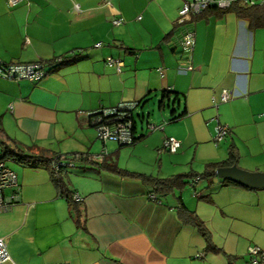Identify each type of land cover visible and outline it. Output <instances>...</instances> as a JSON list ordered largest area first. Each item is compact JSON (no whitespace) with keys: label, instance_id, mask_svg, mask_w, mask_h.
I'll list each match as a JSON object with an SVG mask.
<instances>
[{"label":"crops","instance_id":"1","mask_svg":"<svg viewBox=\"0 0 264 264\" xmlns=\"http://www.w3.org/2000/svg\"><path fill=\"white\" fill-rule=\"evenodd\" d=\"M240 5L210 7L187 25L196 33L189 59L177 24L182 0H27L14 8L0 0V58L51 64L36 82L0 77V143L89 157L62 172L69 194L84 197L79 204L61 194L47 164L7 161L19 190L0 210L11 257L2 264H250L249 247L264 248V190L216 174L193 184L187 174L226 160L232 145L237 166L264 172V26H252ZM60 56L70 62L52 65ZM109 56L123 61L121 72L105 63ZM166 90L177 94L178 113L186 111L178 125L167 128L165 114L164 130L137 121L141 139L120 145L101 141L90 124L89 113L122 102L145 101L144 112ZM224 90L240 96L217 107ZM219 122L231 131L216 145ZM166 136L181 140L177 153L159 152ZM182 174L187 182L150 197L153 179Z\"/></svg>","mask_w":264,"mask_h":264},{"label":"built area","instance_id":"2","mask_svg":"<svg viewBox=\"0 0 264 264\" xmlns=\"http://www.w3.org/2000/svg\"><path fill=\"white\" fill-rule=\"evenodd\" d=\"M27 0H6L7 5L10 8H14L22 2ZM111 4L110 1L107 2ZM240 3L244 6H258L264 5V0H182V6L179 10V17L177 20L178 25L185 26L187 23L192 22L196 17L202 15L210 7H216L219 10L226 11L231 9L234 4ZM75 10L80 11V5H74ZM142 19V17H138ZM125 22L124 18H116L113 20V24L119 26ZM187 26V25H186ZM187 28V27H186ZM181 45L186 52L187 57L190 59L193 57L195 49L196 33L193 29H185L182 32ZM101 44H97V47ZM63 62V57H58L52 65H59ZM105 63L108 66L116 67L118 72L122 71L123 61L121 59L109 56L106 58ZM49 65L47 61H38L33 63H9L0 58V77L13 81L29 80L36 82L42 80L49 73ZM188 71H192L193 68L190 65L187 67ZM162 73V67L159 68ZM236 92H230L224 90L220 95V102H228L230 99L236 96ZM214 104L218 107V100L214 97ZM137 102H122L116 106L109 108H101L98 111L89 113V117H93L91 124L97 130L98 137L104 143L108 141H114L120 145H133L135 136L133 135L132 119L129 115L130 111L136 109ZM149 131L164 130L165 125L148 124ZM216 132L214 134V141L219 144L229 134V127L221 124L220 122L216 126ZM182 147L181 140L173 136H166L159 152H168L175 154ZM107 153V149H104L97 158L104 159V155ZM88 159V156L81 154H71L69 156L63 155L58 160H55L52 164L53 168L59 170L60 166L64 165L68 168L75 167V164L82 159ZM8 160H15L12 157H6L0 159V210H5L17 199L16 192L19 190V180L17 173L7 165ZM198 181V178L195 179ZM12 189L15 191L11 196L5 195V190ZM153 200H156V196L152 194L150 196ZM72 201L76 203H82L84 197L79 193L72 195ZM248 253L251 256L250 264H264V248L259 246H251L248 249ZM10 253L8 251L7 243L3 237L0 236V264L10 260Z\"/></svg>","mask_w":264,"mask_h":264},{"label":"trees","instance_id":"3","mask_svg":"<svg viewBox=\"0 0 264 264\" xmlns=\"http://www.w3.org/2000/svg\"><path fill=\"white\" fill-rule=\"evenodd\" d=\"M237 4H234L231 9L236 7ZM229 10L230 9H228L226 11H229ZM237 12L241 16H243L245 18H248L249 21L251 22L252 26H264V5L263 6H259V5L258 6H244V5L241 4L240 6L237 7ZM200 16H202V15H200ZM200 16H198V17H200ZM198 17H196V18H198ZM189 23H187L186 25H188ZM186 25L184 26L185 28H183L184 30L190 28V27H188ZM190 29H192V28H190ZM183 53L185 55H187L184 50H183ZM60 57H63V62L61 64H65L67 62H70V61H68L69 59L67 57H65V56H60ZM61 64H59V65H61ZM172 92L173 91H171V90H166L163 93L162 98L158 101V107L161 110H165V109H169L170 110V115H171L170 122L178 121L179 119L183 118L186 115V111L178 113V109H177L175 104L178 102L179 98L177 97V94H176V97L174 99H171ZM230 92H232V91H230ZM239 96H240V94L237 93L234 98H237ZM234 98H232V99H234ZM232 99H230V100H232ZM144 102L145 101H137L136 109H133L129 113V115H130V117L132 119L133 135L135 136L134 144L139 139H141V137H142L141 135L137 134V121L140 118H148V124H152V123L149 122V116H150L151 112H149L148 114L145 115V113L141 112V110H140V109L143 108L142 106L144 105ZM220 103H227V102H220V100H218V105ZM136 111L139 113V115L135 114ZM92 118L93 117H89L90 124H91ZM230 131H231V129H230ZM230 131H229V133H230ZM227 136H226V138H227ZM29 150H32V148H29ZM29 150H27V151H29ZM77 154H81V155L84 156V154H82V153H77ZM63 155L64 154L49 155V151H43V150H39V152H37V153H35V152L27 153V152H24L23 149L19 150L18 146L16 148L12 147L10 145V143H7L6 141H3V142L0 143V159H4V158L9 156V157H13V158L17 159L18 161H21V162H24V163H27V164H30V165H34V166L37 163H39V162L43 163V164H47L49 166V168H51L53 180L55 181L56 185L59 187V190L61 191V194L64 195L71 202L72 201V195L75 192H73L72 194H69V192H68V190L66 188V184H65V182L63 180V176H62L63 170L64 169H69V168L64 166V165H62V166H60L59 170H56L52 166L53 162L55 160H58L59 158H61V156H63ZM66 156H69V154L66 155ZM85 159L86 158H84V159L80 160L79 162H77L75 164V167H77V165L80 162L85 161ZM239 159H240L239 150H238V148L236 146L232 145L231 148H230V151H229V156H228V158L226 160H223V161H220V162L209 163L207 165V167L205 168V171L203 173H197V172H193V171L190 174L187 173L189 175L188 177H191V179H192L190 181V183L193 182V184H195V182H196L195 179H197V178H198V180H200V179H203V178H209V177L215 176L216 170L218 168L237 165V162L239 161ZM75 167H73V168H75ZM114 171L119 172V169L115 168ZM187 174L173 176V177H171L169 179H157V178L153 179L155 181V185H156L155 193H153L156 196V200H158L159 195H161V194L164 195L167 192L173 191V187L178 183V181H180L178 184H184L185 182H187V181L182 180V179L185 178V176ZM224 182L242 186L240 184L234 183V182H232L230 180H227V179H225ZM247 189H249V188H247ZM254 190H260V189H254ZM261 190H264V189H261ZM192 222H193V220H192ZM194 223L200 228V230L205 235V238L207 239V242H208V247L210 249L211 248L215 249L214 245L211 242V238H210L209 234L206 232V230L203 227L202 223L200 221H198V220H195Z\"/></svg>","mask_w":264,"mask_h":264},{"label":"water","instance_id":"4","mask_svg":"<svg viewBox=\"0 0 264 264\" xmlns=\"http://www.w3.org/2000/svg\"><path fill=\"white\" fill-rule=\"evenodd\" d=\"M215 174L249 189H264V172H251L233 165L220 167Z\"/></svg>","mask_w":264,"mask_h":264},{"label":"rangeland","instance_id":"5","mask_svg":"<svg viewBox=\"0 0 264 264\" xmlns=\"http://www.w3.org/2000/svg\"><path fill=\"white\" fill-rule=\"evenodd\" d=\"M140 110L142 111L143 108L140 109ZM144 112L146 114H148V112H151L152 115L150 117V119H151L150 121H151L152 124H155V125H167V122L169 123V121H170V117H169L170 116V110L169 109L160 110V108L158 107V102L153 101L152 99H150L147 102L146 107L144 108ZM163 114H165L166 116H168V119L169 120L167 119V122H163V121L160 122L158 120L159 119V116H162ZM138 124H139V127L140 128H141V126H144V127L148 128V118H145L143 120V122H141V120H138ZM178 124H179V122H174V123L173 122H170L166 127L169 128L170 126H174V125H178ZM213 142L216 144V142L214 141V136H213ZM216 145H218V144H216ZM166 153H168V152H166ZM194 169L195 170H202V167H201V165H199V164L196 163L195 166H194ZM245 170H247V169H245ZM247 171H250V170H247ZM251 172H262V171H251ZM216 178H218V177H216ZM201 181H207V179L204 178Z\"/></svg>","mask_w":264,"mask_h":264},{"label":"clouds","instance_id":"6","mask_svg":"<svg viewBox=\"0 0 264 264\" xmlns=\"http://www.w3.org/2000/svg\"><path fill=\"white\" fill-rule=\"evenodd\" d=\"M201 180V179H200Z\"/></svg>","mask_w":264,"mask_h":264}]
</instances>
